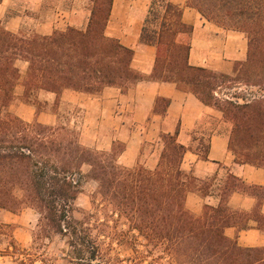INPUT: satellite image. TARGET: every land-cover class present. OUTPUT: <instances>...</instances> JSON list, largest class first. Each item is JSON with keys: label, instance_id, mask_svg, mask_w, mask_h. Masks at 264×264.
Here are the masks:
<instances>
[{"label": "trees", "instance_id": "16d2710c", "mask_svg": "<svg viewBox=\"0 0 264 264\" xmlns=\"http://www.w3.org/2000/svg\"><path fill=\"white\" fill-rule=\"evenodd\" d=\"M87 1L91 13L85 30L67 27L51 36L15 34L0 20V213L36 211L42 233L67 239L70 264H260L259 251L240 247L225 230L234 224L227 205L230 195L264 191L229 176L219 206L206 205L199 216L190 212L187 195L205 196L207 187L198 188L196 178L182 169L189 148L178 142V132L161 136L154 169L141 165L128 169L118 165V149L100 153L85 148L64 126L30 124L11 113L20 81L19 61L29 64L22 101L38 112L44 93L56 94L58 100L66 89L99 96L106 87L125 92L147 78L132 68L134 50L106 35L114 0ZM149 1L140 41L155 46L157 56L148 79L175 83L181 91L193 93L219 111L227 126L225 131L214 125L203 132L191 149L208 160L211 138L220 133L228 136L239 163L264 169V0H187L208 21L245 35L247 57L230 75L191 66L193 28L183 23V9L168 0ZM228 85L245 89L235 86L233 93L219 96ZM168 104L164 100V106ZM79 176L98 184L101 210L114 212L128 231H122L117 220L115 227L99 223L100 233L93 236L86 220L74 217L81 193ZM113 229L119 233L113 234ZM14 231L0 218V257L8 256L3 249L6 253L15 249ZM113 244L132 254L122 259L114 254Z\"/></svg>", "mask_w": 264, "mask_h": 264}, {"label": "crops", "instance_id": "0c3cea01", "mask_svg": "<svg viewBox=\"0 0 264 264\" xmlns=\"http://www.w3.org/2000/svg\"><path fill=\"white\" fill-rule=\"evenodd\" d=\"M52 1L51 7L47 0H1L0 20L15 34L25 31L51 36L56 30L67 27L87 28L91 12L81 4L86 0ZM168 1L183 9V23L193 28L191 66L230 75L236 63L246 59L248 41L244 34L208 21L189 7L187 0ZM67 2L71 5L65 7ZM149 5V0H114L106 29L108 37L134 50L132 68L147 77L144 81L125 92L117 87H106L99 96L66 89L58 100L56 94L44 93L43 106L38 112L36 106L22 101L29 64L19 61L20 81L15 89L17 100L10 107L11 113L26 123L56 126L60 116L64 113L71 116L70 111L78 108L80 144L100 153L118 149L117 163L128 169L134 168L147 151L152 162L146 167L154 169L159 161L157 144L161 136L178 132V142L189 148L182 169L196 178L198 188L204 190L207 187L205 196L195 192L187 195L186 208L197 216L203 213L206 205H220L221 188L229 176L264 191V169L239 163L229 149L227 135L215 133L212 136L208 160H202L191 149L194 139L203 136V132L214 125L217 131H225L227 126L219 111L205 105L193 93L181 91L175 83L148 79L157 56L155 46L140 41ZM164 100L169 102L167 107ZM227 205L234 224L226 228V236L236 240L242 248L259 251L263 258L260 264H264V194L236 191L230 195ZM0 218L20 216L14 214L12 217L8 212H2Z\"/></svg>", "mask_w": 264, "mask_h": 264}, {"label": "rangeland", "instance_id": "374dc122", "mask_svg": "<svg viewBox=\"0 0 264 264\" xmlns=\"http://www.w3.org/2000/svg\"><path fill=\"white\" fill-rule=\"evenodd\" d=\"M53 2L52 0L48 1L50 6ZM81 4L89 8L87 0ZM69 5H71V2L65 3V7ZM235 86L236 88H241V90L245 89L244 85H228L219 90L218 95L223 97V92L233 93L236 90L234 88ZM229 87L232 88L230 89ZM70 113L71 116L68 115V113H64L65 117L60 118L57 126H64L69 134H74L79 138L80 123L77 118L79 114H76L74 111H70ZM65 118L67 121H65ZM6 147L8 148V146ZM148 153L147 151L137 165L146 167L147 163L152 162V158L148 156ZM77 181L81 193L76 201L75 211L73 213L74 217L80 221L86 220L88 223L86 227L92 229L93 236H97L100 233V230L97 228L99 223H109V226L115 227L116 221L120 220V218H117V215L111 210H109L108 213L101 210L102 200L98 195V184L93 180H87L85 176H79ZM18 214L20 218L5 219L10 222L8 223L5 221L6 223L14 226L15 231L13 236L16 247L15 249H11L9 253H6L4 249L2 250L5 254H8V256H1L0 264H70L68 262V254H70L72 249L69 247L66 238L59 235L47 237V235L42 233L38 227L40 215L33 209L25 208ZM88 214L93 215V217L85 218ZM8 216L13 217L14 213L8 212ZM118 225L121 227L122 231H128V226L124 224L123 220L118 221ZM116 232L119 233V230H112L113 234ZM7 241L11 242V239L8 238ZM108 243L110 244L109 240H107V244ZM107 244L104 249L106 253H109L110 251ZM113 247L115 248L114 254H118L122 259L132 254V252L120 248L116 244H113Z\"/></svg>", "mask_w": 264, "mask_h": 264}]
</instances>
